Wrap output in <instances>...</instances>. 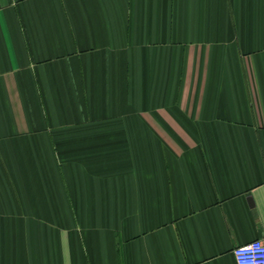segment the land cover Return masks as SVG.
<instances>
[{
    "label": "crops",
    "instance_id": "0c3cea01",
    "mask_svg": "<svg viewBox=\"0 0 264 264\" xmlns=\"http://www.w3.org/2000/svg\"><path fill=\"white\" fill-rule=\"evenodd\" d=\"M264 241V0H0V264H238Z\"/></svg>",
    "mask_w": 264,
    "mask_h": 264
},
{
    "label": "built area",
    "instance_id": "2783aa9c",
    "mask_svg": "<svg viewBox=\"0 0 264 264\" xmlns=\"http://www.w3.org/2000/svg\"><path fill=\"white\" fill-rule=\"evenodd\" d=\"M238 264H264V241L256 239L234 249Z\"/></svg>",
    "mask_w": 264,
    "mask_h": 264
}]
</instances>
